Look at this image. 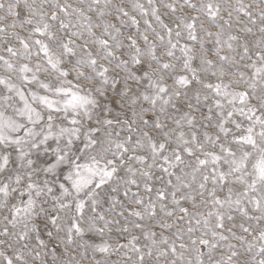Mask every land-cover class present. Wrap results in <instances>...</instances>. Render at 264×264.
<instances>
[{
  "label": "snow or ice",
  "instance_id": "1",
  "mask_svg": "<svg viewBox=\"0 0 264 264\" xmlns=\"http://www.w3.org/2000/svg\"><path fill=\"white\" fill-rule=\"evenodd\" d=\"M0 264H264V0H0Z\"/></svg>",
  "mask_w": 264,
  "mask_h": 264
}]
</instances>
